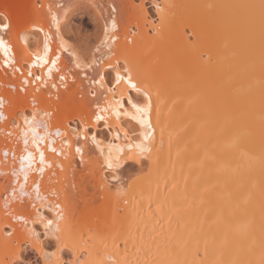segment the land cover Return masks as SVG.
Returning <instances> with one entry per match:
<instances>
[{
  "label": "bare ground",
  "instance_id": "1",
  "mask_svg": "<svg viewBox=\"0 0 264 264\" xmlns=\"http://www.w3.org/2000/svg\"><path fill=\"white\" fill-rule=\"evenodd\" d=\"M61 1L65 7H58ZM146 1L108 0L106 7L104 0H0V17L11 22L10 30H0L11 47L7 57L0 48L7 116L0 122V264H264L261 0H152L154 20ZM87 17L98 25L93 37L76 33ZM134 23L138 31L130 28ZM97 46L103 53L111 48L113 64L119 60L123 68L127 61L140 93L117 87L105 67L104 83L115 93L91 94L96 86L76 62H90ZM25 80L30 87L23 93L18 87ZM121 91L124 108L117 118ZM144 91L151 99L150 129L127 103L130 97L144 107ZM96 104L111 105L101 113L111 130L95 121ZM34 111L47 129L24 122ZM84 130L87 141L77 136ZM149 131L145 140L142 133ZM109 142L122 150L119 182L106 166L109 153L114 162L117 155ZM8 150L16 157L6 162ZM133 153L137 159H126ZM29 154L31 161L24 159ZM33 204L45 222L54 221L52 233L59 224L58 240L44 236L42 224L13 218L33 216Z\"/></svg>",
  "mask_w": 264,
  "mask_h": 264
},
{
  "label": "snow or ice",
  "instance_id": "2",
  "mask_svg": "<svg viewBox=\"0 0 264 264\" xmlns=\"http://www.w3.org/2000/svg\"><path fill=\"white\" fill-rule=\"evenodd\" d=\"M58 7H65V6L64 5H58ZM156 7H157V9L159 11L160 10L159 6L157 5ZM259 7L261 8L262 14H264V0H261V4L259 5ZM113 11H115V9H113ZM52 19L55 22L56 21V16L53 15ZM111 27H112L113 30L116 29L117 24H116L115 19L112 20ZM10 28H11V22L8 19V17L7 16L0 17V30H10ZM105 36L106 37L108 36L107 26L105 27ZM111 39L114 42L116 37L113 35L111 37ZM102 43H104V42H102ZM0 48H2L4 50L5 56L7 57L8 54L10 53V51H11V47L6 42V40H5V38L3 36H0ZM45 49L47 51V44L45 45ZM97 53L101 54L99 59H97V55H96ZM110 53H111V48H109V52L108 53H103L102 52V48L100 46H97L95 51L92 54V59H91L90 62H87V63L80 62V61L76 62V67L77 68L85 69V79H89L90 83L93 86H96V87L93 88V91H92L91 94L93 96H96L97 95V91H99V94L101 96H103L105 92H111L113 94L115 93V91H116L115 88H108L105 85V83H104V79H105L104 69H105V67L110 68L112 70V72L114 73V83H115V85L117 87L125 85L128 89L135 90L137 93H140L142 91V89H141V87L138 86V84L136 82H134V77H133V74H132V70L128 66L127 61L124 62V66H123V68H121L119 60H117L115 64H113L111 62ZM38 59H43V58L38 57ZM56 59L58 60L59 57H57ZM7 63H9V61L5 60V64H7ZM45 63H47V61H45ZM51 63H52L53 66H55L56 60H52ZM89 68L92 69L93 72L95 73V75H93L92 77H89L87 75V71L86 70L89 69ZM15 71H20V69H16ZM51 71H52V69L49 68L48 69L49 74H51ZM28 74L31 75L32 74L31 71H29ZM35 79L36 80H40L41 77L40 76H36ZM59 79H60L61 82H63V81H65L66 77L64 75H61L59 77ZM24 83H27V81L25 80ZM51 87L52 88H56L57 85L55 83H53L51 85ZM143 94H144L145 99L147 101V103H146V105L144 107H141V106L137 105L136 103H134L133 100L130 97L127 99V103L129 105H131V107L133 109H135V111L137 113L143 114V117L139 119V123L141 124V126H146L147 128L150 129L151 128V124H150L149 120L147 119V116H148V113H149V111L151 109V99H150L149 94H148L147 91H144ZM105 99H107L106 96H105ZM3 103H4V101L2 99H0V105H3ZM115 105H116V108L113 110V114L116 115L117 118H119L120 115H121V111L120 110L124 108V92L123 91H121L120 98L115 100ZM33 106L35 107V103L34 102H33ZM110 106L111 105H109V107ZM109 107L101 108V106L99 104H96L97 112L94 113V116H95V121H104L105 122V127L109 128L111 130L112 126L107 123L106 116L101 114V113L109 112ZM41 111L43 112V115L45 117L50 115V113L45 111V110H41ZM123 115L127 116V115H129V113L127 111H124ZM0 118H3L2 113H0ZM131 118L133 120H137V116H135V115H133ZM24 122L26 124H29L30 126H32V125H35L36 127L42 126L45 129H47V127H48L47 122H45L43 120H40V121L37 120V113L35 111L31 114L30 118L28 116H24ZM36 127L32 128L34 136L37 135L36 134ZM119 134H120V130H117V132L115 134V138H119ZM9 135H11V133H9ZM55 135L56 136H61L62 133L59 130H57L55 132ZM142 135H144V139L145 140H148L150 138V136H151V132L149 131L146 134L142 133ZM77 136L78 137H83L85 141H87V139H88V134H87L86 130L77 133ZM124 137H125V139L128 138V132L127 131H124ZM39 139L42 140V139H44V137H39ZM92 141L95 144L96 148L102 152L103 150L101 149V142L96 141V138L94 136L92 137ZM25 145H27V140H25ZM108 147H109L110 150L113 147H115L117 155L115 157V162H114L113 159L111 158V152H110L109 153V157L106 160V166H107L108 169L112 170V173H113L112 177H111L112 180L119 182L121 178H120L119 175H116L115 173H116V170H118L119 168H121L123 166V160H122L121 155H120V152L122 150L118 146L113 145L111 142H109ZM129 147H131V145H129ZM137 147H139V145ZM51 151L55 152L56 149L52 148ZM142 151H151V149L144 148V149H142ZM76 152L77 153H81V148L77 147L76 148ZM24 159H28L29 161H31V154H29V156L24 158ZM126 159L132 160V159H137V157L133 153V154L128 155L126 157ZM40 161H41V163L44 162V155H43L42 152L40 153ZM40 171L43 172V169H40ZM27 179H28V177H27V175H25V180H27ZM21 187L23 189V186H21ZM37 191H39V185H37ZM56 207L59 208V205L57 204ZM32 208L34 210V214H33V216L29 217L28 219H25L23 216H18L16 214H12L13 218L23 220L25 225H27L29 222L32 223L33 225L42 224L43 228L45 230L43 235L44 236H48V235L51 234L54 238H56L58 240L59 239L58 233L60 232L59 224L57 223L56 232L52 233L50 226L53 225L54 221L52 219H48L45 222V217L40 213V211L36 207V205L33 204ZM58 217H59L60 220H63V215L62 214H58ZM28 232L32 236H34L37 239H39V235L40 234L36 232L35 228H29ZM34 247H36V245H34ZM37 250L38 251H42V249H40L38 247H37ZM52 255H55V253H52ZM45 256H47V254H45ZM69 264H71V262H69Z\"/></svg>",
  "mask_w": 264,
  "mask_h": 264
},
{
  "label": "rangeland",
  "instance_id": "3",
  "mask_svg": "<svg viewBox=\"0 0 264 264\" xmlns=\"http://www.w3.org/2000/svg\"><path fill=\"white\" fill-rule=\"evenodd\" d=\"M113 1H118V0H113ZM152 0H148V1H146L145 3H146V5H147V8H148V12H149V18L150 19H156L157 18V14H156V12H155V8H154V6L152 5V2H151ZM140 2H141V0H134V4L136 5V6H138L139 4H140ZM120 16V14H118V12H117V16ZM118 16V17H119ZM96 26H97V28H98V25L95 23H93V20H91V19H89L88 17L87 18H85L84 20H82L81 22H80V25L78 26V27H76V33H77V35L79 34L81 37H83V34H85V35H90L91 37H93L95 34L94 33H96L95 31H97L96 30ZM130 28L132 29V30H136V31H138L137 30V28H136V24L134 23L132 26H130ZM78 31V32H77ZM133 34H134V32H133ZM80 36H78V37H80ZM131 43V42H130ZM101 132L104 134V135H107V131L105 130V129H102L101 130ZM47 241L48 242H50V247L52 248V249H54L55 248V242L53 241V239H51V238H48L47 239ZM25 250V249H24ZM25 252H31L30 250H27V251H25ZM20 264H28V263H26V262H22V261H20Z\"/></svg>",
  "mask_w": 264,
  "mask_h": 264
},
{
  "label": "built area",
  "instance_id": "4",
  "mask_svg": "<svg viewBox=\"0 0 264 264\" xmlns=\"http://www.w3.org/2000/svg\"><path fill=\"white\" fill-rule=\"evenodd\" d=\"M42 1H38V6H39V8H41L42 7ZM61 4L63 5L64 4V2L63 1H61ZM104 4H105V6L106 7H108V0H104ZM115 14H117L116 12H115ZM4 68L5 69H7V70H10L8 67H6V66H4ZM0 69H2V67H0ZM21 75V74H20ZM23 83H24V81H23ZM39 83H40V80H36V79H33L32 80V86L33 87H37V86H39ZM30 86H29V84L27 83V84H23V85H20L18 88L23 92V93H25L26 92V90L29 88ZM11 89H13V90H16L17 88H12V87H10ZM0 99H2L3 101H4V99H5V97L2 95V93H1V91H0ZM34 99H35V97H32V101H34ZM5 105H6V103H3V105H0V113H3L4 112V107H5ZM3 116V115H2ZM5 121H7V116H3V118H0V122L2 123V124H4L5 123ZM6 135L7 136H12V134L11 135H9V131H6ZM15 157H16V155H15V152H13V151H7L6 153H4V158H5V161L6 162H9V161H13L14 159H15Z\"/></svg>",
  "mask_w": 264,
  "mask_h": 264
}]
</instances>
